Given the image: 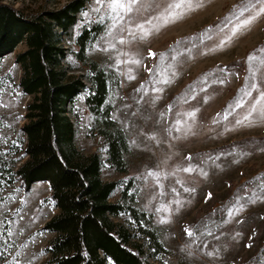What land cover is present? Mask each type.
Instances as JSON below:
<instances>
[{"label":"rangeland","instance_id":"obj_1","mask_svg":"<svg viewBox=\"0 0 264 264\" xmlns=\"http://www.w3.org/2000/svg\"><path fill=\"white\" fill-rule=\"evenodd\" d=\"M1 1L36 13L59 9L70 0ZM146 2L152 6L135 23L157 16L170 0ZM247 2L193 0V9L182 19L146 40H139V33L133 40L120 26L112 27L107 0H89L65 35L71 73L87 74L71 54L78 50L75 38L86 22L105 26L89 55L113 70L119 80L111 88L109 102L115 108L113 118L129 137L130 172L118 173L106 162L102 137L91 129L87 89L76 97L72 113L76 141L84 152L99 154L105 181L120 182L112 201L136 177L138 206L154 214L163 241L176 254L157 264H264V145L251 139L264 136V121L253 113L254 124H236L258 92L253 90L251 97H245L242 108H229L246 84L264 90V14L232 36L238 7ZM259 7L257 4L255 10ZM249 15L245 12L240 19ZM132 31H136L134 25ZM120 38L130 43L120 44ZM25 49L22 43L0 59V164L8 178L24 159L21 126L31 96L19 84L22 69L16 54ZM250 56L256 59L250 61ZM132 59L140 63L133 64ZM129 75L135 78L129 79ZM165 77L170 84L157 82ZM193 111L195 119L187 115ZM233 142L242 145L223 148ZM189 167L196 171H183ZM149 172L160 175L150 176ZM12 180L0 187V256L4 264H42L47 258L43 249L54 236L44 224L58 212L49 199L50 184L39 181L26 190ZM247 183L254 187L249 190ZM116 219L127 222L125 215Z\"/></svg>","mask_w":264,"mask_h":264},{"label":"trees","instance_id":"obj_2","mask_svg":"<svg viewBox=\"0 0 264 264\" xmlns=\"http://www.w3.org/2000/svg\"><path fill=\"white\" fill-rule=\"evenodd\" d=\"M88 2L70 0L59 9L30 13L0 0V59L26 45L16 61L22 69L21 89L31 96L21 126L24 159L10 171V178L0 164V187L12 179L26 190L39 181L50 184L49 199L58 212L44 224L54 236L43 249L47 258L42 264H157L176 254L163 241L154 214L138 206L136 177L112 201L120 182L105 181L99 154L84 152L76 141L72 113L76 97L87 89L91 129L102 137L106 162L118 173L130 172L129 137L113 118L115 108L109 102L111 88L119 80L89 55L90 46L105 31L102 23L86 22L75 38L78 50L71 51L87 74L71 73L66 63L70 50L65 35ZM251 139L264 145V136ZM240 145L233 142L223 148ZM247 187L251 190L254 185ZM121 215L127 222L116 219Z\"/></svg>","mask_w":264,"mask_h":264},{"label":"snow or ice","instance_id":"obj_3","mask_svg":"<svg viewBox=\"0 0 264 264\" xmlns=\"http://www.w3.org/2000/svg\"><path fill=\"white\" fill-rule=\"evenodd\" d=\"M104 0H97V3H103ZM154 2V0H153ZM259 4L260 7L258 10L256 9V5ZM107 8H109L110 14L109 19L113 21L112 27L115 28L120 26V31H128L129 34L132 36L133 40L137 39V33H139L138 39L139 40H146L150 35L154 32H159L161 28L166 27L167 25L176 22L184 17V15L193 9V0H170L167 6L161 11L157 16L146 19L143 23H135V19L137 16L142 15L143 12L147 11L148 8L152 6L151 3L146 2V0H107ZM196 7L201 6L200 4H196ZM99 11V9H96ZM245 12H250V15L245 19H240L244 15ZM264 14V0H255V3H252V0H248L247 3L243 4L242 6L238 7V14L236 19L238 23H236L232 29V36H236L237 33L242 31L243 29L248 28L259 16ZM127 18V22H126ZM135 27L136 31H132V27ZM109 36L112 35L111 32L108 33ZM231 37H229V40ZM120 44H128L130 43L129 40L120 38L118 41ZM112 48H115V44L109 45ZM223 46V43L220 45ZM107 51V49H104ZM127 55V53H124ZM152 55H155L152 53ZM256 57L250 56L249 60H255ZM121 61H117L119 64ZM133 64H139L140 61L137 59H132L130 61ZM151 71V69H149ZM129 79H134L135 77L129 75ZM158 83L163 84H170L171 80L168 78H163L157 81ZM223 83V81H221ZM143 88V85L141 86ZM156 92H161L163 89L161 88H154ZM253 90L258 92V96L255 98L254 102L251 104L249 111L246 115L243 116L242 119L236 121L237 125H252L256 121L253 119V113L258 115L260 121H264V90H260L256 84H251L240 89L241 95L235 101V105H229L233 111L236 108H242L245 104V97H251ZM198 111V110H197ZM231 115V112L228 113ZM189 117L195 119L196 112H189L187 113ZM227 117H225L226 119ZM180 122L177 121V124ZM180 129L177 128V131ZM154 138V137H153ZM183 171L185 172H193L196 171L194 168H184ZM150 176H159L160 173L156 172H149ZM185 191H190V189H185ZM167 211V208H164ZM164 222V221H162ZM188 231V230H186ZM189 235H192L190 231H188Z\"/></svg>","mask_w":264,"mask_h":264}]
</instances>
